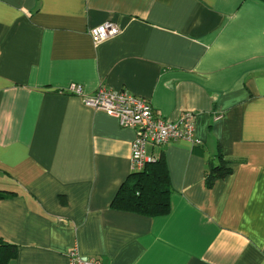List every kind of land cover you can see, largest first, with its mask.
Instances as JSON below:
<instances>
[{"label":"crops","instance_id":"obj_1","mask_svg":"<svg viewBox=\"0 0 264 264\" xmlns=\"http://www.w3.org/2000/svg\"><path fill=\"white\" fill-rule=\"evenodd\" d=\"M106 21L121 32L94 44ZM100 87L147 98L202 143L164 157L169 213L114 209L135 130L88 106ZM232 172L207 182L210 166ZM0 236L9 264H264V0H0Z\"/></svg>","mask_w":264,"mask_h":264},{"label":"built area","instance_id":"obj_2","mask_svg":"<svg viewBox=\"0 0 264 264\" xmlns=\"http://www.w3.org/2000/svg\"><path fill=\"white\" fill-rule=\"evenodd\" d=\"M121 32V27L113 21H106L90 29L94 44L113 38ZM71 93L83 96L86 105L106 111L119 119L121 126L135 130L132 142V168L140 170L148 162L158 157L147 154V145H163L171 140H186L192 145L202 141L195 136V116L193 112H184L178 120H170L155 112L150 101L136 96L127 90H113L100 87L93 94H85L79 84L68 87ZM69 264H104L95 256H82L76 248L69 254Z\"/></svg>","mask_w":264,"mask_h":264},{"label":"trees","instance_id":"obj_3","mask_svg":"<svg viewBox=\"0 0 264 264\" xmlns=\"http://www.w3.org/2000/svg\"><path fill=\"white\" fill-rule=\"evenodd\" d=\"M232 172L229 160L220 158L217 165L209 167L207 182L212 185L217 177ZM169 170L164 157L148 162L140 170L131 173L122 183L114 199V209L156 217L171 209ZM4 194L0 193V197ZM17 255V246L0 236V264H9Z\"/></svg>","mask_w":264,"mask_h":264}]
</instances>
